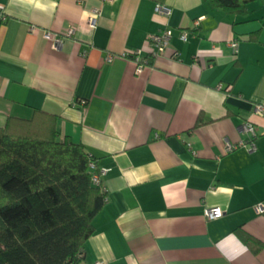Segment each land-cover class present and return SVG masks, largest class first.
Masks as SVG:
<instances>
[{
    "label": "crops",
    "instance_id": "crops-1",
    "mask_svg": "<svg viewBox=\"0 0 264 264\" xmlns=\"http://www.w3.org/2000/svg\"><path fill=\"white\" fill-rule=\"evenodd\" d=\"M156 4L170 15H156ZM70 28L57 48L44 39ZM166 28L165 53L152 57L147 38ZM135 51L147 62L138 71L124 57ZM258 105L262 1L237 15L207 0H0V129L14 119L48 124L107 170L105 204L77 264H264ZM244 122L256 150L226 152L247 139ZM206 208L223 216L209 222Z\"/></svg>",
    "mask_w": 264,
    "mask_h": 264
},
{
    "label": "trees",
    "instance_id": "trees-1",
    "mask_svg": "<svg viewBox=\"0 0 264 264\" xmlns=\"http://www.w3.org/2000/svg\"><path fill=\"white\" fill-rule=\"evenodd\" d=\"M264 0H207L245 14ZM48 124L9 120L0 129V264H77L106 195L91 183L81 145L58 140Z\"/></svg>",
    "mask_w": 264,
    "mask_h": 264
},
{
    "label": "built area",
    "instance_id": "built-area-1",
    "mask_svg": "<svg viewBox=\"0 0 264 264\" xmlns=\"http://www.w3.org/2000/svg\"><path fill=\"white\" fill-rule=\"evenodd\" d=\"M153 10L156 15L164 16V18L168 17L171 13V9L161 4H156ZM99 16H100L99 10H93L91 12V15L87 21V25L89 26V28L95 29ZM197 25H198V22L195 24V26ZM171 32L172 31L170 29L166 28L158 34L148 36L147 42L152 48V53H151L152 57L165 53V50L167 48L166 45L168 44L172 36ZM72 35H73V29L70 28L64 35H57V34L55 35L50 32H45L44 39L51 40L54 46L57 48L61 45V41L63 37L69 38ZM187 38H188V33H186V31L180 32L181 41L186 42ZM229 45L234 50V52H236L237 43L231 42V44ZM139 54L140 52L135 51V52H128L127 54L124 55L125 58H129V60L130 59L134 60V62L137 64V68H138L137 71L140 70V68H142V66L145 63H147L144 61H140ZM111 59H112L111 56H107L104 61L109 63L111 62ZM85 104H86L85 102H79V105L82 107L85 106ZM254 111H255V115L262 116V114L264 113V108L258 105L255 107ZM238 128L242 135L247 136V139L239 141L236 145H231L227 143L225 145V151L231 152L235 149L243 148V149H246L247 152H254L256 150L255 138H257L255 127L249 122H244ZM89 168H90V171L92 172L91 183L94 186L98 187V189H100V192L106 193V190L100 181H101V178L105 176V174L107 173V170L97 169L95 162H92V161H90ZM254 210H255V213L257 214H264V205L258 204L255 206ZM222 213H223L222 210L219 208H206L203 215H204L205 220L210 222L213 220L220 219L223 216ZM95 264H101V262H96Z\"/></svg>",
    "mask_w": 264,
    "mask_h": 264
},
{
    "label": "bare ground",
    "instance_id": "bare-ground-1",
    "mask_svg": "<svg viewBox=\"0 0 264 264\" xmlns=\"http://www.w3.org/2000/svg\"><path fill=\"white\" fill-rule=\"evenodd\" d=\"M236 42V41H235Z\"/></svg>",
    "mask_w": 264,
    "mask_h": 264
}]
</instances>
